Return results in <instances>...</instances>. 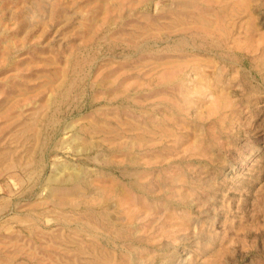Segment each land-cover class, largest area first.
Instances as JSON below:
<instances>
[{
	"label": "rangeland",
	"instance_id": "rangeland-1",
	"mask_svg": "<svg viewBox=\"0 0 264 264\" xmlns=\"http://www.w3.org/2000/svg\"><path fill=\"white\" fill-rule=\"evenodd\" d=\"M0 264H264V0H0Z\"/></svg>",
	"mask_w": 264,
	"mask_h": 264
}]
</instances>
